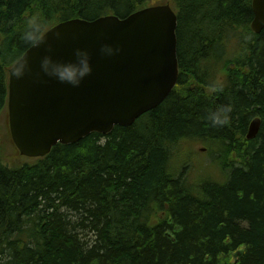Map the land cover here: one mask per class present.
Returning <instances> with one entry per match:
<instances>
[{
    "label": "trees",
    "instance_id": "1",
    "mask_svg": "<svg viewBox=\"0 0 264 264\" xmlns=\"http://www.w3.org/2000/svg\"><path fill=\"white\" fill-rule=\"evenodd\" d=\"M148 1L0 0V113L9 67L35 42L28 18L48 28ZM252 1L173 0L178 83L132 125L13 166L0 147V264H264V29H252ZM227 105L229 122L212 125L209 113ZM188 138L217 151L223 180L173 171Z\"/></svg>",
    "mask_w": 264,
    "mask_h": 264
},
{
    "label": "water",
    "instance_id": "2",
    "mask_svg": "<svg viewBox=\"0 0 264 264\" xmlns=\"http://www.w3.org/2000/svg\"><path fill=\"white\" fill-rule=\"evenodd\" d=\"M252 5V28L259 34L264 29V0H253ZM177 28L175 10L164 3L126 17L72 18L48 29L9 69V126L20 153L45 156L58 143H74L94 131L107 134L118 124L132 125L160 105L179 78ZM106 43L122 51L102 55ZM77 48L93 53L94 66L79 87L45 74L46 58L67 60ZM260 127L257 117L247 137L255 138Z\"/></svg>",
    "mask_w": 264,
    "mask_h": 264
},
{
    "label": "rangeland",
    "instance_id": "3",
    "mask_svg": "<svg viewBox=\"0 0 264 264\" xmlns=\"http://www.w3.org/2000/svg\"><path fill=\"white\" fill-rule=\"evenodd\" d=\"M170 1L175 7L173 0H149L146 4L153 5L158 2ZM239 54V53H238ZM217 64V73L222 76V63ZM218 77V78H219ZM0 147L3 154V160L6 164L13 166L23 164L24 162H33L35 158L22 156L16 146L10 139V130L8 127V110L3 109L0 113ZM211 146L198 139L188 138L182 140L174 148V158L172 163L173 171L178 174L182 172L183 176L191 183H200L205 180H223V173L220 169L221 163L218 160L217 151ZM232 158V157H229ZM234 262V260H233Z\"/></svg>",
    "mask_w": 264,
    "mask_h": 264
},
{
    "label": "clouds",
    "instance_id": "4",
    "mask_svg": "<svg viewBox=\"0 0 264 264\" xmlns=\"http://www.w3.org/2000/svg\"><path fill=\"white\" fill-rule=\"evenodd\" d=\"M47 24L46 19H40L38 16L28 18L30 30L27 32V38L38 42L42 38V34H46L48 30ZM100 51L102 55L113 56L122 51V49L106 43L101 47ZM43 70L51 79L62 84L79 87L94 71L93 53L87 48H77L73 58L67 60L46 58L43 62ZM230 112V105L221 106L211 111L208 119L214 126H223L229 122Z\"/></svg>",
    "mask_w": 264,
    "mask_h": 264
},
{
    "label": "bare ground",
    "instance_id": "5",
    "mask_svg": "<svg viewBox=\"0 0 264 264\" xmlns=\"http://www.w3.org/2000/svg\"><path fill=\"white\" fill-rule=\"evenodd\" d=\"M253 29V28H252Z\"/></svg>",
    "mask_w": 264,
    "mask_h": 264
}]
</instances>
